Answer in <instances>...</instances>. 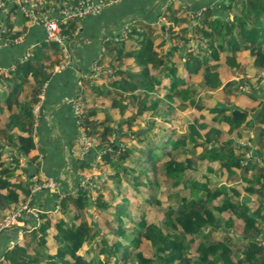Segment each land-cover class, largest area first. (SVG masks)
<instances>
[{
  "label": "trees",
  "instance_id": "16d2710c",
  "mask_svg": "<svg viewBox=\"0 0 264 264\" xmlns=\"http://www.w3.org/2000/svg\"><path fill=\"white\" fill-rule=\"evenodd\" d=\"M233 4L240 5V9L232 17H224L223 12L212 16L217 7L231 11ZM163 5L156 20H127L126 25L131 26L125 33L134 40L131 44L119 31L107 35L98 61L105 70L99 76L106 79L84 81L77 92L78 130L90 140H98L97 148H89L88 154L101 150L103 161L96 165L101 171L104 165L113 171L104 173L105 178L95 174L99 177L94 179L92 175L89 184L58 198L56 191L46 189L56 196V212L41 208L38 220L29 215L34 219L30 226L23 221L4 227L2 230L10 228L13 234L21 227L22 237L10 239L0 264H264V90L260 96L250 90L251 96L261 99V106L252 112L231 98L238 95L240 81L222 84L221 78V70L227 69L221 59L236 55L242 48L250 51L259 71L264 70V0L220 1L216 6L201 8L196 22L197 10L185 3L167 0ZM11 10L2 14V21ZM161 16L172 23L160 22ZM79 20L72 17L62 23L66 42L77 32ZM8 29L9 24L3 34ZM164 29L163 38L169 46L166 51H158L154 39ZM189 29L193 30L190 36ZM20 33L18 30L10 36ZM46 45L57 55L62 48L58 42L35 44L23 61L0 72V112L4 108L8 112L5 119L0 118V213L14 210L27 197L32 204L38 196L29 188L44 180L38 175L33 106L55 62L63 59L58 56L56 61L43 62L42 47ZM198 74L199 81L193 85L192 77ZM21 90L26 92L19 99ZM214 91L224 95L205 105L202 99H212ZM188 97L193 98L189 100L198 111L199 125L205 126V115L211 114V122L226 125L228 132L237 130V138L245 137L248 130L252 132L248 143L235 140L233 145V140L224 138L214 124L207 126V142L197 152L200 143L188 141L189 126L193 124H188L186 131L168 125L158 141L146 139L153 134L151 126L146 130L141 126L147 111L152 118L149 124L145 122L147 125L155 124L154 116L172 120L173 111L189 107ZM105 99L111 100L118 117L104 113L101 104ZM217 100L238 107L216 106ZM80 161L82 169H90L89 160ZM214 161L220 163L219 173L208 179L200 165ZM158 170L172 191L166 197L156 194L151 200L161 204L159 197H163L167 206L157 221H147L145 210L134 218L133 209L143 206L127 192L136 196L142 189L158 186L157 179L151 177ZM243 191L256 197L255 207L241 200ZM212 198L219 199L214 205L218 216L209 208ZM224 212L227 217L222 215ZM225 218L231 219L232 226L237 219L242 221L241 237L215 236L222 229L220 220ZM143 241L147 246L142 245Z\"/></svg>",
  "mask_w": 264,
  "mask_h": 264
},
{
  "label": "crops",
  "instance_id": "0c3cea01",
  "mask_svg": "<svg viewBox=\"0 0 264 264\" xmlns=\"http://www.w3.org/2000/svg\"><path fill=\"white\" fill-rule=\"evenodd\" d=\"M180 1H183L188 7L199 12L203 7L208 5L216 6L220 1L226 0ZM163 2H166V0H119L110 3L105 5L99 13L88 15L79 20L77 32L66 42L65 52L64 47L60 49L58 55L50 46L46 45L42 47L43 62L48 64L52 61H56L55 57L60 56L63 58L55 62L56 64L51 70L49 78L44 82L42 91L39 94V101L33 106L37 118L33 128V139L36 144L35 152L40 151V168L38 175L45 179L46 176L60 177L61 174L59 172H66L61 179L63 182L61 181L59 187H56L59 189L56 191L58 196L72 189L76 190L80 185V181L83 180V177L88 178L90 169H82L79 166L81 163L80 160L83 158L87 161L93 159H87L88 157H93L94 152L88 154V149L91 145L87 149L81 150V148L79 149L81 143H76L78 137H83V134L78 130V122L76 119L79 113L77 92L78 89L82 87V77L93 71L95 63L99 65L98 61L101 58L104 48L103 41L106 39L107 35L120 29L122 24L131 18L139 17L144 20H156V13L164 6ZM157 6H159V8ZM223 10L221 7H217L212 16L216 17L224 12ZM230 12L231 11L227 10L226 17H232V13ZM5 20H8V23H5ZM8 24V32L3 34V41L0 42V72L12 69L17 62L23 61L29 54L30 47L33 45L47 42L44 39V29L42 25L38 22L26 20L18 9L9 11L4 21H2V25L5 29H7ZM18 30L21 31L20 34L14 35V37L10 36V33ZM104 71L101 67V70L97 72L98 74L95 78H103V76L99 75ZM260 89H262V87ZM252 91L254 90L252 89ZM25 92L26 91L21 90L20 94H18V98H23ZM254 92L257 96H260L256 91ZM231 98L233 99V96H231ZM239 99L240 98H238L235 103L241 107H245ZM258 108L259 107L256 109ZM6 112L7 108H4V111L0 112L1 121L3 117L4 119L6 118L8 113ZM64 160H66L65 164ZM93 171H95V169H93ZM32 175V177L36 178V175ZM34 184L36 186L34 185L35 187L33 186L31 191L33 190L38 197L35 198L31 205L34 206V208L49 209L52 205L50 200L56 196L52 197L49 192H46L47 188H37V184ZM39 200L43 206H38L37 203ZM241 200L251 208L256 205V197L253 194L243 191L241 193ZM53 204H55V201H53ZM56 210L57 209L54 211L56 212ZM223 214L227 215L226 212ZM23 217L25 218L26 216ZM27 219L29 222L26 219L23 221H26L30 226V223L32 224L34 219L31 217H27ZM236 226L240 227L236 230H238L237 234L241 236L240 233L243 223L240 219H237ZM19 228L18 232L14 231V234L10 228L6 229L1 234L0 256L3 255L6 244L11 242L10 239H15L16 235L18 238L21 237L22 229L21 227Z\"/></svg>",
  "mask_w": 264,
  "mask_h": 264
},
{
  "label": "rangeland",
  "instance_id": "374dc122",
  "mask_svg": "<svg viewBox=\"0 0 264 264\" xmlns=\"http://www.w3.org/2000/svg\"><path fill=\"white\" fill-rule=\"evenodd\" d=\"M167 1V0H166ZM176 3H184L183 1L180 0H175ZM235 4H233V8L231 10L230 13H232V16L240 9V5L234 6ZM159 8V6H157ZM189 12V11H187ZM201 13L197 12V17L196 19L193 20V22H196V20H198V18L200 17ZM160 22H165L166 24H170L172 23V20H170L169 18H167L166 16H161L160 17ZM5 23H8V20H5ZM126 21L122 24V27L120 29H117L116 31H114L112 34H116L117 31L118 34H120L124 39H126L128 44H131L134 40L132 38H130V36L128 34L125 33V30L130 26L131 24L125 25ZM156 26H158V28L156 29V31H158L159 29V24H157ZM190 27V25H189ZM142 30V29H141ZM166 30H160V32H158V35L155 37L154 39V47L156 50L158 51H166L168 46H169V42H167L164 38H163V34L165 35ZM193 32V30L189 29L187 30V35H191ZM168 35H166L167 37ZM194 39L192 38L191 41H193ZM171 44V43H170ZM175 59H176V55H175ZM125 61H129V59H125ZM177 61V60H176ZM221 62L223 65H225L227 67V69H222L221 70V78H222V84L226 83L227 81L230 80H234L236 83H240V88L237 92L238 95H234V93H230V95H234L233 99H235V101L238 100V98H240V102L242 103L243 106H245L246 108L250 109L252 112L254 109H256L257 107L261 106V99L259 98H255L253 96H251L250 94V90H254L256 91V93L258 95H261L263 93L264 90V70L259 71L258 67L255 66L253 64L252 61V55L250 53V51L247 49L242 48V50H239L237 52L236 55L232 54L231 56H226L223 57L221 59ZM99 71V70H98ZM97 71V72H98ZM95 73L94 71L85 74L82 78V81H86V82H101L104 81L106 78H95V76L98 73ZM200 74L193 76L192 77V82L193 85L197 84V82L199 81V77ZM262 87V89H260ZM86 88V87H85ZM84 88V91H85ZM83 91V92H84ZM212 91V90H211ZM223 96L224 94L220 91V92H215L213 93V98L212 99H202V101L204 102L205 105L209 106L211 105L217 98L216 97H220ZM182 97V96H181ZM183 98V97H182ZM189 99H193V98H187V102L189 107L185 110H176L172 112V120H169L168 117H164V116H154V123L152 125H147L145 122H147L149 124L150 120L152 119L151 117H149V111H147L148 113H146L143 117V119L145 120V122L141 123V126L143 129H149L148 126L152 127L151 132L153 133L152 135H147L148 140H156L158 141L160 135L164 132V130L166 129V127H168V125L170 126L171 129H175V130H179V131H186L188 130V124H193V126L190 128L189 126V130H188V141L192 142H197L200 143L199 148L196 146L195 151L197 152L198 149L202 148V145L204 142H207L208 136L205 135V133L209 130L207 126H210V124H214L216 127H219V132L222 131V136L224 138H230L233 140V145L235 144V140L237 142H242V143H248V139L247 137H252L253 133L250 132L248 130L247 135L244 137H236V132H238L237 130H233L231 132H228V127L226 125L222 126L220 123H216V122H211L210 117L211 114H206L205 115V121L207 120V124L205 126H201L198 124V111L195 109L194 105H193V101L189 100ZM98 101V100H97ZM110 101L109 99H105L104 103H102L101 107H103L104 109V113L108 112L109 115H111L112 117H118L117 113H116V108L113 106H110ZM179 100L176 99L175 102L177 103ZM236 105V104H235ZM128 113V111H127ZM100 116L103 115L102 113L99 114ZM146 117V118H145ZM140 124V123H139ZM211 133H213L211 131ZM224 134H228V136L224 135ZM83 137H78V141L76 143H81V146L79 145V149L81 148V150H85L87 149L90 145H96L98 143L97 139H93L90 140L89 138L85 137L84 135H82ZM82 141V142H81ZM123 141V139H122ZM209 142V141H208ZM124 144H126V140L124 139L123 141ZM123 145V144H121ZM208 146V143H207ZM236 146V145H235ZM6 149H8L9 147L6 146ZM40 151H38L39 153ZM9 153V151H8ZM101 153L102 151L99 150L96 153H93V157H88L87 159L93 158L92 160H89L90 163V171L88 172V178L83 177V180L80 181V185L86 186V183L89 184L91 181V177L92 175L94 176L96 175H103L104 173H110L113 171L114 168L112 167H107L106 165H104L105 167L103 169V171L99 170L100 168L96 165L97 161H103L102 157H101ZM30 155V154H29ZM39 158V157H38ZM66 160H64V164H65ZM104 163V162H103ZM219 162L218 161H214L209 165H205V164H201L200 165V169L202 172H205L206 175L208 174L209 176L208 179H211V177H215L216 175H218V167H219ZM206 166V167H205ZM93 169H95V171H93ZM72 171V170H71ZM60 177H53V176H46V178L43 180V183L41 184H37V185H49V184H54L52 187H47V189H49L50 191H58L59 189H57L56 187H59V183L61 184V181L63 182L62 177L66 174L59 172ZM68 175V173H67ZM99 177V176H98ZM97 176H94V179L98 178ZM143 177V175L141 176ZM151 177L153 179H157L159 185L158 186H153L151 189L145 190L142 189L139 191L138 194H136V196L133 193H129L127 192L128 197H130L131 199H133L135 201L136 204H142L141 207L140 205L133 209V217L136 218L140 215V211L145 210V215H146V219L147 221H157L159 220L158 214L160 213V211H163L166 206H167V202L165 201V199L163 197H166L170 191H172V189L170 188V185L166 182L165 183V177L163 175V173L161 174L160 171H156V175H151ZM156 177V178H155ZM200 178V176H198ZM102 178H105V176L103 175ZM109 182V181H108ZM231 184H233V182H230ZM34 186V185H33ZM36 186V185H35ZM34 186V187H35ZM97 186V185H96ZM33 188V187H31ZM31 188H29V190L31 191ZM56 188V189H55ZM54 189V190H53ZM33 191V190H32ZM94 193V192H93ZM160 195L163 197H159L162 201L161 204L154 202L153 200H151V197H154L155 195ZM60 196H57V198ZM41 198V197H40ZM27 201H30V197L25 198L24 200H22V204L26 203ZM53 201H55V204H53ZM50 202H52L51 207H49V212L51 213L52 211H54L55 209L58 208V203L55 200V198H52L50 200ZM216 203H219V199L218 198H212L211 202L209 203V208H211L213 210V212L216 213V215L218 216L219 212L218 210H216L214 207V205ZM21 204V203H19ZM38 206H43V204H41V201H38ZM175 204V203H173ZM20 206V205H19ZM18 206V207H19ZM32 208H34V206H31ZM16 209V208H15ZM7 210L4 211L2 213H0V236L1 233L4 232V230L1 229V225H2V221H9V222H15L16 224H21L20 221L17 222L16 220V211L17 210ZM41 208H39L40 210ZM26 213H23V216H26ZM224 217H227V215L222 214ZM15 217V218H14ZM138 219H136L137 221ZM99 222L101 223L102 221L99 220ZM129 220L125 219V223H128ZM219 225L222 227V229L218 230L217 233H215V236H221L223 234H227V236H231L233 235L235 239H238L239 236L237 234L236 229L240 228L239 226H236V224H234L232 226L231 223V219L229 218H225V219H221L219 222ZM8 229V228H7ZM128 232H132V228H128L127 230ZM129 235V233L127 234ZM20 236V234H19ZM22 237V234H21ZM20 237V238H21ZM126 238H129L126 237ZM126 238H124V240H126ZM2 238H0L1 240ZM142 245L147 246V243L145 241H143ZM143 249L145 250L146 248L143 247Z\"/></svg>",
  "mask_w": 264,
  "mask_h": 264
},
{
  "label": "built area",
  "instance_id": "2783aa9c",
  "mask_svg": "<svg viewBox=\"0 0 264 264\" xmlns=\"http://www.w3.org/2000/svg\"><path fill=\"white\" fill-rule=\"evenodd\" d=\"M117 0H0V42L3 41L4 26L2 25V14L11 7L18 9L22 15L31 22H38L44 29V39L47 42H58L66 51V35L63 33L62 23L72 17L84 18L91 14L99 13L106 3H113ZM56 13V14H55ZM67 54V52H66ZM96 73L101 70L97 63L93 66ZM37 110V109H36ZM54 185V184H53ZM49 185H37V188L52 187ZM98 187V184H96ZM30 201L20 204L15 210L17 222H23V213L26 217L33 215L38 220V208H32ZM14 217V218H15ZM5 220V218H4ZM3 220V221H4ZM2 221L1 229L16 224L15 222ZM17 225V224H16Z\"/></svg>",
  "mask_w": 264,
  "mask_h": 264
},
{
  "label": "water",
  "instance_id": "95a60500",
  "mask_svg": "<svg viewBox=\"0 0 264 264\" xmlns=\"http://www.w3.org/2000/svg\"><path fill=\"white\" fill-rule=\"evenodd\" d=\"M223 15H224V17H226V15H227V10H224V12H223ZM167 38H169V36H167ZM183 49L184 48H180V51H183ZM215 105L216 106H220V107H225V106H228L230 109H233V108H235V107H238V106H236L235 104H226V103H224L223 101H220V100H217L216 101V103H215ZM93 146H91L90 148H92ZM96 148H97V146H96ZM90 150V149H89ZM54 198H56V197H54Z\"/></svg>",
  "mask_w": 264,
  "mask_h": 264
}]
</instances>
